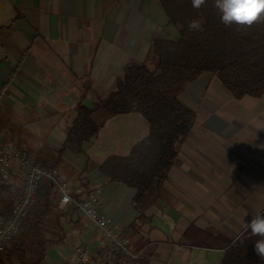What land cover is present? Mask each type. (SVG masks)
<instances>
[{"label": "crops", "instance_id": "0c3cea01", "mask_svg": "<svg viewBox=\"0 0 264 264\" xmlns=\"http://www.w3.org/2000/svg\"><path fill=\"white\" fill-rule=\"evenodd\" d=\"M167 23L158 0H0V140L15 141L36 154L57 151L76 106L90 108L105 98L123 67L143 61L151 52L159 28L171 35ZM222 88L225 100L218 108L212 105L207 121L215 116L219 127L229 126L227 135L236 126L253 124L246 138L241 137L250 151L240 162L233 151L231 159L219 155L201 174L189 163L192 150L187 141L193 135H188L162 195L136 235L128 229L137 216L131 206L135 190L98 171L99 163L113 154L101 145L99 132L82 152L62 154L57 168L98 195L97 212L111 220L114 232L125 233L133 249H140L138 238L149 241L146 264H219L223 251L190 246L182 238L184 229L190 223L213 226L235 237L264 209V97L236 100ZM134 115L142 119L131 112L109 118L105 125ZM146 133L147 125L141 138ZM222 134L217 136L225 143L227 135ZM108 144L113 147V142ZM12 172L17 178L3 188L2 205L20 184L18 173ZM73 220L76 225L64 221V240L48 247L41 264H76L78 245L99 247L100 233L92 220L77 210ZM143 258L135 264H142Z\"/></svg>", "mask_w": 264, "mask_h": 264}, {"label": "trees", "instance_id": "16d2710c", "mask_svg": "<svg viewBox=\"0 0 264 264\" xmlns=\"http://www.w3.org/2000/svg\"><path fill=\"white\" fill-rule=\"evenodd\" d=\"M158 2L175 35L159 28L151 39L149 59L127 63L113 89L92 107L77 105L57 151L36 154L28 150L39 164L57 168L65 150L82 152V146L97 135L106 120L138 113L147 123L146 135L128 154H110L98 165L109 181L135 190L131 206L137 216L128 227L131 236L138 234L149 209L159 200L180 147L196 122V112L180 99L184 88L206 73L215 76L236 100L264 97V18L250 27L225 26L215 0H206L199 9L191 0ZM193 20L200 23L201 30L189 29ZM88 193L85 188L83 194ZM13 205L10 196L0 214L5 216ZM75 214L74 204L60 207L58 191L50 182L41 181L18 232L0 250V264H41L48 247L64 240V221L77 224ZM259 214L264 215V209ZM182 238L190 246L222 250L219 264H264L254 251L260 237L253 236L247 226L229 237L213 226L199 228L190 223ZM139 239L138 247L146 255L142 264H146L151 256L146 253L149 241Z\"/></svg>", "mask_w": 264, "mask_h": 264}, {"label": "built area", "instance_id": "2783aa9c", "mask_svg": "<svg viewBox=\"0 0 264 264\" xmlns=\"http://www.w3.org/2000/svg\"><path fill=\"white\" fill-rule=\"evenodd\" d=\"M14 170L23 182L9 213L0 214V250L18 232L44 180L58 191L62 204L73 203L78 213L89 217L100 233L98 248L84 243L75 248L76 264H135L143 258L142 249H133L129 237L125 233H115L111 220L98 214L99 197L96 193L83 194L84 181L69 182L58 168L40 165L11 141H0V209L2 190L9 184V175ZM79 195L81 198H77Z\"/></svg>", "mask_w": 264, "mask_h": 264}, {"label": "rangeland", "instance_id": "374dc122", "mask_svg": "<svg viewBox=\"0 0 264 264\" xmlns=\"http://www.w3.org/2000/svg\"><path fill=\"white\" fill-rule=\"evenodd\" d=\"M167 28L171 36L175 35L174 29L169 26L168 23ZM150 56L151 52L146 55L144 60L149 59ZM219 88H222V85L218 81V79L213 75L205 73L202 74L200 78L195 82L188 84L180 94L181 101L197 113L195 128L193 127L194 129L189 133V136L193 135V138H191V140L188 139L187 149L192 150V156L190 157L192 161H189V163L193 166V168L196 167L194 169L198 170L200 173L201 170L206 169L207 163H217L219 155H223L231 159L232 154L230 155L229 152L233 151L231 153H233L237 158L236 160L240 162V156L242 157L244 155L243 158H245L246 153L250 151V149H248L249 147L246 146L247 141H244V138H246L248 129L251 126L253 127V124L247 126H245L244 124L242 126H236L235 129H232L230 131V135H227L228 131H226V129L229 126H225L224 128L219 127V125L221 126V124L218 125V121L216 123L217 118L215 116L210 117L207 121L209 112L213 111L212 105L217 104L216 107L218 108V105L221 103H219V101L225 100V96ZM224 89L223 91L226 90ZM226 91L225 93H227V95L230 97L231 94H228L229 92ZM135 115L134 118L122 117L118 120L116 119L111 125H105L107 120L104 122L98 134L102 142L101 145L104 149L109 150V153L113 152V154L122 155L127 150L129 152L131 146L139 139H141L142 131L143 129H145L147 123L145 120H142L143 118H138V116ZM215 125H217L220 129L215 127ZM222 129L224 131H221ZM221 133H225L222 135H227L225 143L220 139V136H217L221 135ZM237 133L239 135H237ZM197 135H199V137H197ZM214 135L215 137H213ZM242 136H244V138L241 141ZM14 142L15 141H13V143ZM108 142H113V147H111ZM183 146L184 147L182 149L184 150V148H186V145L184 144ZM21 149L32 157V155L28 153V150L26 148ZM61 174L64 175L62 172ZM17 175L18 182L20 183L17 186L18 191L20 190L23 181L22 177L19 174ZM9 177L17 178V176H15L13 172L10 173ZM66 178L69 179V182L75 181V179L73 178ZM10 196L14 203L18 196L17 192H11ZM59 205L60 207H63L67 204H62L59 200ZM131 243L132 242H130V245Z\"/></svg>", "mask_w": 264, "mask_h": 264}, {"label": "clouds", "instance_id": "9594fccd", "mask_svg": "<svg viewBox=\"0 0 264 264\" xmlns=\"http://www.w3.org/2000/svg\"><path fill=\"white\" fill-rule=\"evenodd\" d=\"M206 0H191L192 6L199 9ZM215 7L221 13V22L225 26H252L264 18V0H215ZM190 30H201L198 21L193 20L188 25ZM253 236H258L254 245L255 253L264 259V215H253L247 224Z\"/></svg>", "mask_w": 264, "mask_h": 264}]
</instances>
